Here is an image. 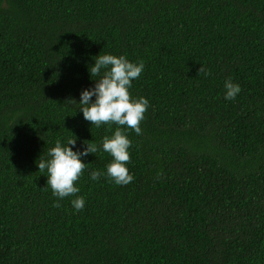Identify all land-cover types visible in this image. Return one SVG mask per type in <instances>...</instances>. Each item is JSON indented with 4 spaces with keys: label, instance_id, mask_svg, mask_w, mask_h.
Returning a JSON list of instances; mask_svg holds the SVG:
<instances>
[{
    "label": "trees",
    "instance_id": "16d2710c",
    "mask_svg": "<svg viewBox=\"0 0 264 264\" xmlns=\"http://www.w3.org/2000/svg\"><path fill=\"white\" fill-rule=\"evenodd\" d=\"M109 54L151 107L123 129L134 182L87 157L77 213L38 166L114 135L72 102ZM0 264H264V0H0Z\"/></svg>",
    "mask_w": 264,
    "mask_h": 264
},
{
    "label": "clouds",
    "instance_id": "9594fccd",
    "mask_svg": "<svg viewBox=\"0 0 264 264\" xmlns=\"http://www.w3.org/2000/svg\"><path fill=\"white\" fill-rule=\"evenodd\" d=\"M143 62H131L127 56L103 55L94 60L90 77L95 87L84 90L80 101H72L78 105L85 121L96 128L117 126L112 137H105L102 145L87 143L85 151H73L77 140H69L67 146L57 141L55 147L48 152V159L41 160L39 172L47 173V186L51 187L57 201L72 199V207L77 213L83 212L87 201L80 195L81 189L76 185L88 169L83 161L89 156L103 152L111 156L112 163L107 167V173L93 171L90 179L99 182L107 176L117 186H128L135 177L130 173V149L132 141L123 129L127 128L137 136L142 135L141 124L151 107L146 98H134L132 95L133 82L139 81L145 72ZM202 70V69H201ZM92 78H96L93 80ZM226 101H235L241 94L239 84L231 79L224 84ZM55 207H61L58 202Z\"/></svg>",
    "mask_w": 264,
    "mask_h": 264
}]
</instances>
